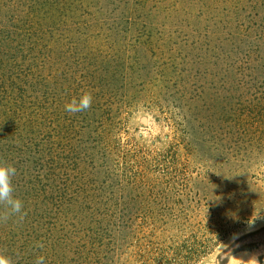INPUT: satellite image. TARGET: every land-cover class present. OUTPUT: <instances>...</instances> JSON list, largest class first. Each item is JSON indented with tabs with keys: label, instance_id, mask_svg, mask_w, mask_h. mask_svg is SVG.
<instances>
[{
	"label": "trees",
	"instance_id": "1",
	"mask_svg": "<svg viewBox=\"0 0 264 264\" xmlns=\"http://www.w3.org/2000/svg\"><path fill=\"white\" fill-rule=\"evenodd\" d=\"M140 1L125 18L127 30L132 33L135 59L129 56L125 63L115 62L116 66L110 62L112 54L102 59L99 79L89 74L82 83L93 97L90 109L67 114V122L65 114L52 116L53 81L45 74L35 75L29 61L36 47V60L46 65L50 54L39 41L46 40L47 32L55 44L63 36L55 31L59 27L33 30V23L41 20L49 23L50 18H57L60 25L68 26L71 16L59 13L50 0H32L34 10L27 19L19 14H2L0 4V161L16 168L12 177L13 195L22 200L23 211L27 213L23 221L18 220L17 227L1 228L0 252L14 257L16 264H34L38 256L45 257V264H131L129 260L135 257L141 264H197L232 229L264 213V184L255 180L256 171L264 163L254 154L256 144L264 153V102L257 97L259 91L251 98V93L246 97H228L226 111L207 117L209 129L216 131L212 139L219 136L228 141L219 152L221 161H213L214 154L209 155V151L200 156L195 148L194 122L187 118L199 95L190 90L183 77V81L173 83L164 77L161 89L156 91L162 99L171 96L174 100V106L161 102L162 111L176 118L179 128L177 143L172 148L157 155L144 148L121 146L107 137L112 121L123 118L127 104L139 103L135 96L145 86L144 78L150 71L151 65L143 60L148 45L138 39L141 35L135 37L144 17L141 15L144 0ZM221 1L230 2L224 26L230 29L235 24L239 26V33L228 31L232 34V39L225 40L228 45L242 40L244 33L248 37L249 51L240 59L239 66L249 73L263 74L264 17L259 18L258 26L252 25L254 20L241 23L244 0ZM66 2L71 6L70 12H81L74 0ZM259 5H264V1ZM189 14L192 15L187 9L178 13L174 21L168 18L163 26L173 29L174 25L177 29L164 30L158 38L154 33L152 44L158 42L163 53L174 56L179 47L175 42L173 46L169 44L171 40L166 41L165 37L184 31L191 21L182 20L181 16ZM105 19L100 22L99 16L93 20L70 19L69 28L80 34L89 33L96 24L113 27ZM190 36L194 38L195 32ZM178 43L185 46L180 40ZM227 52L228 49L225 57L235 62ZM172 64L164 68L170 69ZM90 77L94 79L89 80ZM210 89L216 93L215 86ZM130 91L131 95L125 94ZM152 100L156 105L155 98ZM180 146H186L191 157H205L199 162L210 163L209 168L200 165L194 173L189 167L186 175L188 171L179 167L174 158ZM260 159L264 160L261 156ZM177 173L179 177L185 176L162 180L177 177ZM209 177L213 179L207 180ZM163 189L175 192L173 195L178 197L167 207L161 204L170 192ZM185 197L189 207H177ZM205 201L208 203H202ZM174 228L180 231V235L172 238L174 242L169 244L160 238ZM38 242L44 247H36Z\"/></svg>",
	"mask_w": 264,
	"mask_h": 264
},
{
	"label": "rangeland",
	"instance_id": "2",
	"mask_svg": "<svg viewBox=\"0 0 264 264\" xmlns=\"http://www.w3.org/2000/svg\"><path fill=\"white\" fill-rule=\"evenodd\" d=\"M262 1L264 0H244L242 2L241 23L244 21L250 23L253 20L252 25L254 26H258L261 23L259 18L264 17V5L259 4ZM50 2L57 5L55 7L59 13H66V16H71L70 18L68 17L69 24L68 26L64 24L62 26L60 25L61 20L57 18H50L49 23L44 20L34 22L33 30L35 27L43 31H47V27L53 30L59 27L60 29L55 31L63 34V36L59 39V43L55 44V41L47 32L46 40L48 41H39V43L47 49L50 59L46 65H44L42 60H36L37 55L35 53L37 49L35 47L29 63L33 65L35 75L38 73L45 74L53 81L52 97H50V101L52 102L51 111L54 113L52 116L55 113L59 115L65 114L64 117L66 119L64 121L67 122L68 113L64 110V105L72 97H78L82 91H90V89H85L82 83L86 81V77L89 74L96 77L95 80L99 79L103 66L102 59L105 60L107 55L112 54L110 62L114 66H116L115 62L125 63L129 56L135 59V51H133L134 47H132L131 42L132 33L127 30L129 25L125 23V18L131 13L130 9L134 7V4L141 1L105 0L99 2V0H74V3H78V10L84 14H80L81 12L79 11H73L75 13L70 12L71 6L66 0H61V4L58 0H50ZM0 4L3 7L2 14L5 12L11 13L13 16L19 14L24 19L32 17L31 11L34 10L32 0H0ZM97 5L100 8L96 7ZM229 5L230 2L221 0H189L187 3L185 0H144L141 10V15L142 17L144 15V17L141 19L140 28L135 32V37L141 35L138 39L148 45L149 51L146 52L143 60L148 65H151L149 66L150 71L144 78L146 81L145 86L135 96L138 97L139 103H135L134 106L127 104L126 109H123L122 112L123 118H116L112 121L107 137L112 138L121 146L129 148L138 147V149L144 148L153 151L157 155H162L166 150L172 148L171 146L177 143L175 139L180 134L179 128L176 127V118L174 119L172 116L168 117L165 112L166 110L162 111L161 102L164 100V105L169 103L174 106V100L171 96L168 99H162L163 96L156 95V91L161 89L160 86L163 84L164 77L170 79L171 83L181 82L183 81V77L189 83L190 90L199 95L188 110L187 118V121L193 120L194 122L196 139L192 141H195V148L200 156H205L206 152L209 151L211 152L209 155L212 156V153L214 154L213 161H221L222 158L219 159V152L223 150L224 143L227 140L226 138L222 140L219 136L212 139L213 133L216 131L209 129L208 125L210 122H208L207 117L212 116L213 112H216L218 116L221 111H226L230 103L226 101L228 97L236 98V96L240 97V95L246 97L251 93V98V96L259 91L257 97H260L264 102V71L263 74H258L253 70V72L249 73L247 69L239 66L242 64L239 63L240 59L245 57L249 51L247 47L248 37L244 33L242 40L235 41L230 45H228V40L225 41L228 37L232 39V34L228 31L239 33V26L237 24L232 29L224 26L223 20L228 15L227 8ZM187 9L191 11L192 15L181 16V19L190 20L191 24L185 28L181 26L184 31H178V34L173 33V37H171L170 32H167L168 34L170 33V36L166 35L165 37L166 41L171 40L169 44L172 46V42L177 44L179 47L178 51L173 50L176 52L174 56L170 52L163 53L162 49L159 48L158 42H155L154 45L152 44L153 40H155L154 33L156 34V38H158L159 33L164 32V30L173 31V29H177L174 28V25L172 26L173 29L164 27L163 23L168 18H171L172 21L176 20V15L187 11ZM201 9L204 13H201ZM57 15L58 12L55 11V16L58 17ZM96 16L100 18L97 22H100L104 17L113 27L102 28L100 24H96L89 33L80 34H76L77 30L74 31L69 28L70 19L81 20L85 18L93 20ZM114 21H117L116 24ZM139 23L140 21L137 22V25ZM240 25L244 27V24ZM145 27H149V29H145ZM192 32H195L194 38L192 36L189 37V34ZM179 40L185 46H180ZM223 41L227 42V44L223 43ZM166 48L170 47L166 46ZM227 49L229 50L227 54L235 62H231L225 57ZM29 57L30 55L27 59ZM262 57L264 61L263 51ZM173 59L176 61L172 62ZM170 63H173V67L165 69L164 66ZM93 79L90 77L89 80ZM174 85L176 84L174 83ZM211 86H215L216 93L218 91L219 93H214L210 89ZM175 89L172 88L171 91L173 92ZM119 93L121 94L122 92ZM125 94L131 95V91L125 92ZM60 95L62 97L59 98ZM157 96L158 99L156 98ZM152 98H155L154 101L157 108L156 105H153ZM234 100L232 98L231 101L234 102ZM81 119V116H78V121H81ZM259 120H256V122ZM218 133L222 135L223 132L219 131ZM83 136L85 137V135ZM205 139L210 141L206 140V142ZM186 148V146H180L179 151L174 157L176 158L177 165L188 171L185 170L187 172L186 175L189 174V167H192L191 170L194 172L197 171L196 167L200 165L202 167L210 166V163L202 165L199 162L200 159H204L205 157H191L189 149ZM254 149V154L259 158L258 161L264 162V160L260 159V156L264 158L262 156L264 154L262 152L263 149L258 147L257 144ZM261 165L257 171L255 170V180L260 184H264V163ZM176 175L177 177L167 176L166 178L168 179L162 180H178V178L182 179L185 176L184 174L179 177L178 173ZM209 176H212V174L210 173ZM210 179L213 178H207V180ZM210 188L213 189L212 187ZM163 190L170 192L167 189ZM174 193L170 192V195H166L161 206L167 207L168 203H172L173 198H178L177 195H173ZM196 202L201 203L200 201ZM175 205H178V203ZM189 205L185 197L177 207H189ZM0 211H3V207H0ZM260 216L256 220L232 229L197 264H248V260L252 257H255L259 261V264H264V213ZM17 222L18 219L12 217L7 222H0V233H2L1 228L9 229L12 226L17 227ZM171 231L174 232L171 233ZM171 231H166L160 237L169 244L174 242L175 239L172 238L177 237V234L180 235V231L177 228ZM14 233L16 232L14 231ZM10 259L12 264H16L14 257ZM129 262L131 264H141L138 257H135V259L131 258Z\"/></svg>",
	"mask_w": 264,
	"mask_h": 264
},
{
	"label": "clouds",
	"instance_id": "3",
	"mask_svg": "<svg viewBox=\"0 0 264 264\" xmlns=\"http://www.w3.org/2000/svg\"><path fill=\"white\" fill-rule=\"evenodd\" d=\"M92 99L90 92L82 91L78 97H72L64 105V110L70 115L85 112L90 109ZM16 171L13 165L0 161V206H3V211H0V222H7L11 217H17L19 221H23L27 215L23 211L22 200L13 195L12 177L16 175ZM36 247L43 248L44 244L38 242ZM0 264H12V261L7 255L0 252ZM34 264H45V257L38 256ZM248 264H259V261L252 257L248 260Z\"/></svg>",
	"mask_w": 264,
	"mask_h": 264
}]
</instances>
